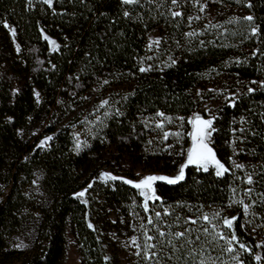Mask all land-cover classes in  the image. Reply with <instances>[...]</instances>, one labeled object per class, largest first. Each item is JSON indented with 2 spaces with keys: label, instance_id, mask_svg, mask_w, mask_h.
<instances>
[{
  "label": "trees",
  "instance_id": "16d2710c",
  "mask_svg": "<svg viewBox=\"0 0 264 264\" xmlns=\"http://www.w3.org/2000/svg\"><path fill=\"white\" fill-rule=\"evenodd\" d=\"M204 2L0 0V264H264V0ZM197 111L222 175L98 181L175 171Z\"/></svg>",
  "mask_w": 264,
  "mask_h": 264
},
{
  "label": "rangeland",
  "instance_id": "374dc122",
  "mask_svg": "<svg viewBox=\"0 0 264 264\" xmlns=\"http://www.w3.org/2000/svg\"><path fill=\"white\" fill-rule=\"evenodd\" d=\"M33 1L43 2V3H45L48 6L51 4V2L50 3L46 2V0H33ZM122 1L124 2V0H122ZM134 1L135 0H132V2H134ZM197 1L200 2L201 4L205 3L204 2L205 0H197ZM132 2H130V3H132ZM213 18H211V20ZM10 33H11V36H12V38L14 40V33L12 31H10ZM42 36H43V39H45L47 44H48L49 51L50 52L55 51L57 49V47H58V45L55 42V40L50 38L48 35H46L44 33L42 34ZM159 40H160L159 33L156 32V31L151 32L148 35V38H147V47L149 49L155 48L158 45ZM197 118H199L200 120H203V121H210L211 122V127L207 129V133H209V134L205 138V143L207 144L208 148H210L212 150V153H214L213 149H212V143H211V135H212V121H211V118H208V117L204 118L201 115V113L197 111V112H193L187 119L188 124H189V133H188L189 145H188V147L186 149L183 161L178 165V167L176 168L175 171H173L171 173H168V174H164V173H159V172L153 173V172H149V171H141L140 168H135V170L133 172V174H134L133 180H130V179H127V178H121L119 176H113L109 172V169L102 168L100 170V173H99L98 181L103 182V183L104 182H108V181H113L115 179H111L110 177H115L116 179H122L124 181H129L130 184H132L134 186L135 184L140 183V181L144 180L146 177H149V176L167 177L169 179H174V178H176V177H178L180 175V169L182 167L184 168V170L188 166H194V167H196V168H198L200 170H205V166L197 165V164H188L189 153H190V151L193 149V147L196 144V142L193 140V135L196 133V129H197V124L195 123ZM215 160L218 161L216 159V157H215ZM126 167H130V166L127 165ZM206 168L207 169H213L216 174H217L218 171H220V169H218L216 164L212 163V162H209L206 165ZM223 173H224V171L221 172L220 175H222ZM35 179H36V181L37 180L39 181L40 180V175H37ZM157 181H162V182L168 183L166 180H157ZM153 183H152V191H149L147 188H137L136 187L138 192H139V194H140V196H141V198H142L143 206L145 207V209H148V204L150 202H152L154 199H156V194H155L154 189H153ZM168 184H170V183H168ZM82 192L84 193V195L83 196L79 195ZM145 193H147V195H145ZM76 197L80 201H82L83 203H86V190L84 189V190H81L80 192H78L76 194ZM225 225L227 227H231L232 226V220L225 221ZM66 239H67V243H66V252H65L64 264H80V258H79V255H78L77 248L75 246L73 237L70 235L69 232H67ZM122 263L123 264H129L127 262V260L125 259V257L122 259Z\"/></svg>",
  "mask_w": 264,
  "mask_h": 264
},
{
  "label": "snow or ice",
  "instance_id": "6c2138e0",
  "mask_svg": "<svg viewBox=\"0 0 264 264\" xmlns=\"http://www.w3.org/2000/svg\"><path fill=\"white\" fill-rule=\"evenodd\" d=\"M46 2L50 3L51 0H46ZM130 2H132V0H124V3H130ZM176 15H179V13H176ZM247 19L251 20L252 18L248 17ZM143 70L144 69H141V71ZM195 123L197 124V129H196V133L193 135V140L196 142V144L189 153L188 164L202 165L205 166V170H207L206 165L209 162L215 163L218 169H220V171L217 172V175H220L221 172L226 171L227 169H225L223 165H221L218 161L215 160L214 153H212V150L208 148L207 144L205 143V138L209 134L207 133V129L211 127V122L203 121L197 118ZM183 175H184V168L182 167L180 169V175L174 179H169L167 177L149 176L146 177L144 180L140 181V183L135 184L134 186L137 188H147L149 191H152V183L154 181L166 180L168 183L172 184L182 179ZM110 178L116 179L115 177H110ZM125 183H130V182L125 181ZM79 195L83 196L84 193L82 192ZM145 195H147V193H145ZM179 235H183V234L181 233ZM149 239H151V237H149ZM229 251H231V249H229Z\"/></svg>",
  "mask_w": 264,
  "mask_h": 264
}]
</instances>
